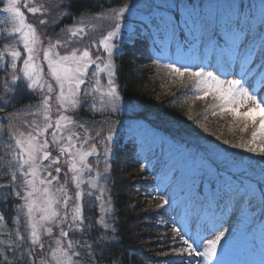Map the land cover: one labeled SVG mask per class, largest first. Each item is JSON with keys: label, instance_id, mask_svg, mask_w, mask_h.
<instances>
[{"label": "snow or ice", "instance_id": "1", "mask_svg": "<svg viewBox=\"0 0 264 264\" xmlns=\"http://www.w3.org/2000/svg\"><path fill=\"white\" fill-rule=\"evenodd\" d=\"M55 7L62 9L58 19L73 23L61 29L64 37L47 36L45 44L40 26L48 24L46 0H0L5 16L0 24V236L6 237L0 239V264H125L116 250L117 216L108 187L118 136L112 117L125 110L116 63L125 29L151 42L152 65L190 87L195 99L211 97V114H227L248 134L238 143H222L258 158L247 164H259L264 174V0L259 6L243 0H147L142 5L130 0L109 7L103 14L109 30L84 46L85 37L98 31L97 25L86 24L87 9L76 19L72 0H58ZM22 9L38 16V24ZM133 18L136 29L130 27ZM19 90L36 97L35 103L16 107ZM88 97L91 101L84 102ZM81 109L91 113L90 120L77 119ZM131 131L141 150L155 157L153 145ZM212 153L230 166L245 164L244 158L237 160L215 146ZM175 154L179 158L164 177L173 191L158 192V209H171V221L157 215L161 225L173 226L171 242L178 239L179 247L172 251L180 264H228L220 259L222 242L240 245L243 238L259 237L264 243V182L234 186L212 167L214 160L186 157L179 149ZM149 166L151 161L142 163L141 170ZM213 181L222 185L224 197L221 189H211ZM202 185L210 190L205 199L216 211L193 216L189 205L201 199ZM9 202L11 228L5 215ZM234 204L239 223L225 227L224 217Z\"/></svg>", "mask_w": 264, "mask_h": 264}, {"label": "trees", "instance_id": "2", "mask_svg": "<svg viewBox=\"0 0 264 264\" xmlns=\"http://www.w3.org/2000/svg\"><path fill=\"white\" fill-rule=\"evenodd\" d=\"M128 2L130 0H72L71 11L75 18H79L82 9H87L85 15H94L100 11H106L109 7L118 8ZM143 2H147V0H139L140 4ZM155 2L161 3L163 0H155ZM193 2L201 3L202 0H193ZM208 2L209 0H203V3ZM214 2L226 4L229 0H214ZM243 3L249 6H259L262 0H243ZM71 20L65 17L63 24L68 25L67 23ZM131 23V28L136 29L138 22L133 19ZM0 24H3L2 15H0ZM154 55L155 50L150 41L145 42L139 39L134 32L127 31L120 54L116 59L121 70L119 84L121 93L125 98V110L112 117V121L115 124L118 118L125 119L117 129L118 136L114 141L110 159L111 173L108 187L111 190L117 216L116 227L119 242L116 250L123 253L125 264H157L149 258L143 259L142 255L139 254V251L144 250L145 247L142 246L143 240L138 239L137 235L141 224L151 228L153 224L148 222H151L150 220L157 221L155 213L146 210L140 217L136 214L133 215L131 202L127 199L131 190L148 191L154 183L148 179H146L147 181H139V177L148 174L147 168L142 175H136L137 177H133V179L121 177L120 174L126 163L141 161L146 154L153 155L152 151L147 148L141 150V141L139 137L133 136L132 129H136L137 135L142 138L146 145H153L157 152L156 157L164 158L165 153L172 152L173 149H179L180 152L189 150L188 152L194 156H202L209 162L214 160L215 163L212 164V167L218 169L223 176L228 175L229 182L232 184L243 187L246 180L264 182V174H261L260 166L257 163L252 165L246 163L242 166L243 170L228 166L227 162L215 158L212 153L213 146L229 154H234V158L237 160L239 158H244L245 162L256 160L251 154L229 148L222 143L223 140H228L229 143H238L242 139H247L248 135L229 137L226 133L211 132L208 129V125L210 127L211 123L208 119L209 115L205 116L206 112L210 113L208 112V104L206 108L194 113V109L191 110L190 106L195 97L190 87L185 88L182 84H174L175 82H172L162 69H157L152 65L150 57ZM17 97L15 106L18 108L26 106L29 102L35 103V97L24 93L22 90L17 92ZM23 119L22 116L21 120ZM161 142L163 151H161ZM167 148L169 149L166 150ZM211 189L214 190L215 185ZM10 205L11 202L5 210V215L9 217L7 220L9 223L12 216ZM0 207L3 206L0 205ZM143 220L146 222L143 223Z\"/></svg>", "mask_w": 264, "mask_h": 264}, {"label": "rangeland", "instance_id": "3", "mask_svg": "<svg viewBox=\"0 0 264 264\" xmlns=\"http://www.w3.org/2000/svg\"><path fill=\"white\" fill-rule=\"evenodd\" d=\"M58 0H46V3L48 4L50 8V14L46 17L48 20L47 26H40L41 31L43 34H45L44 43H48L47 36H51L53 39H55L57 36L64 37L66 33L61 32V29L65 28L68 25H71L73 23V20H71L68 25L63 24L64 18H59V13L62 9H57L55 7ZM146 2L141 3L144 4ZM25 11L27 19L35 24H38V16H33L30 13H27L26 9H22ZM258 11V10H257ZM105 11H100L97 14L94 15H85V21L86 24L90 27L91 24L97 25L98 31L89 33L84 41L81 42V46H84L88 43L90 39H99L100 35L103 32H106L110 28V23L103 19V14ZM99 17V18H96ZM3 22L5 20V16L2 15ZM80 18V17H79ZM76 18V19H79ZM134 19V18H133ZM130 21V27L131 23ZM128 31V29H125V33ZM169 77V76H168ZM171 78V77H170ZM174 84H181L179 80L173 81ZM187 82L185 81V84ZM260 94H264V91H262ZM91 97H88L86 101L84 102H90ZM36 101V97H35ZM214 103L212 101L211 97L205 98V99H195L194 102L191 104V110L194 109V113L198 112L199 110L206 108L207 104L208 106L210 104ZM207 113L208 119L210 120V127L208 125V129L213 131H217L218 133H226L229 135V137H243L248 135L247 133H241L239 131V128L236 127L231 118L227 116V114L216 115L213 116L211 114L212 109L209 108ZM77 119L81 121H88L91 119V113L85 109H81L79 112V115L77 116ZM101 117L99 115L96 116V120L99 121ZM125 118H118L115 121V125L118 129V127L121 126ZM113 122V121H112ZM220 131V132H219ZM167 148L166 150H168ZM175 150L173 149L172 152L165 153L164 158H155L151 154H146L141 159V161H134V162H128L125 165V168L120 173L121 177L133 179V177H137L136 175H142L143 171L141 170V164H148L149 161H151V166L147 169V175L143 177H139V181H147L151 180L154 183V186L151 187L148 191H144L141 189H134L130 191V194L127 196V199L131 202V207L133 208L132 213L133 215L136 214L138 217L141 216L146 210L154 211L155 213V219L157 221L148 222L149 224H153L150 227H145L143 224L138 228V239L143 240L142 246L145 247L144 250H140L139 254L142 255L143 259L152 260V262L157 264H180V258L175 255V252L172 251L173 247H179V240L177 239V242L175 245L171 242V237L174 235L172 231V224L169 222L168 224L161 225L159 223L160 216L157 215V212H160L161 216H163L168 221H171V209H168L167 207L165 209H158V205L161 204V199L159 197L158 192H164V191H173L172 188L168 187L167 181L164 180L165 174L167 172V169L169 167L173 166V162L175 159H178L179 157L176 156ZM189 151V150H188ZM187 150H183L182 153H185L186 157H192L193 154L189 153ZM53 154H56L55 149H53ZM169 155V157L166 158V156ZM197 157V156H196ZM254 158V157H253ZM91 159V158H90ZM258 159V158H254ZM255 160V161H256ZM247 161L245 162V164ZM244 164V165H245ZM259 165V164H257ZM63 166V162H62ZM230 166V165H228ZM260 166V165H259ZM233 167V166H231ZM237 169H243L242 167H236ZM260 169V168H259ZM244 170V169H243ZM66 171V167H65ZM146 173V172H145ZM179 173L177 172V176ZM226 180H230L228 175L223 176ZM64 176L61 175V182H63ZM220 183H217L216 181L212 182V185H219ZM69 188H72L71 181H70V174H69ZM203 186V185H202ZM86 187V185H85ZM205 186H203L202 192H201V199L193 204L189 205V211L194 216L196 213H201L202 215L204 213H211L213 211H216L215 208L211 207L208 203V200L205 199V196L209 193L210 190H206ZM208 189V188H206ZM74 191V189H73ZM175 195L178 199V201L181 199V193L178 191L175 192ZM221 195V194H220ZM154 197V198H153ZM238 199V198H237ZM183 211V207L180 209ZM258 214V213H257ZM146 220H143V223H145ZM239 223V212L235 208V204L233 205V210L229 212L228 215L224 217V226L228 227L229 225L235 227ZM6 226L8 228L12 227L11 222L6 221ZM192 231H196V224L192 223L191 225ZM162 229V230H158ZM0 239H6L4 236H0ZM249 242L253 243L252 245H248ZM224 247H222L220 252V259H222L225 262H228V264H231V262H237V264H262L264 262V243H261V240L259 237H257L254 241L251 240V238H243L241 240L240 245L236 244H230L228 242H222ZM48 247V239H45V251H47Z\"/></svg>", "mask_w": 264, "mask_h": 264}]
</instances>
